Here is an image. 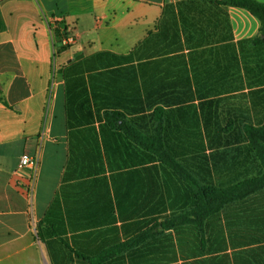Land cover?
Segmentation results:
<instances>
[{
	"label": "crops",
	"instance_id": "crops-1",
	"mask_svg": "<svg viewBox=\"0 0 264 264\" xmlns=\"http://www.w3.org/2000/svg\"><path fill=\"white\" fill-rule=\"evenodd\" d=\"M193 1L0 0V264H56L62 259L67 261L62 264H85V257L132 234L121 235L119 229L147 203L146 173L132 178L125 169L83 173L92 157L82 150L93 145L89 140L69 141L68 108L79 116L78 102H90L94 108V89L97 92L107 79L92 73L115 67L122 69L118 80L125 82L124 72L140 69L139 61H116L105 52L127 54L155 27L166 6ZM212 5L226 21L230 41L252 45L259 20L240 7ZM55 30L61 40L70 35L73 41L62 45ZM215 31L213 36L222 34L224 41L213 42V50L223 57L220 45L227 30L218 26ZM138 80L141 83L140 71ZM25 152L38 158L35 170L20 165ZM209 170L205 167L207 176ZM157 182L154 191L164 194L162 180ZM177 204L165 212L177 211ZM249 207L253 220L244 219ZM249 207L232 204L210 219L206 235L214 242L212 228L221 227L219 233L232 249V264H264L263 252L254 255L264 246V220L257 215L258 202L251 201ZM39 224L43 232L55 229L51 253L38 235ZM181 230L167 231L171 238L157 243L177 246L200 239L191 226ZM201 257L210 261L212 256Z\"/></svg>",
	"mask_w": 264,
	"mask_h": 264
},
{
	"label": "trees",
	"instance_id": "trees-1",
	"mask_svg": "<svg viewBox=\"0 0 264 264\" xmlns=\"http://www.w3.org/2000/svg\"><path fill=\"white\" fill-rule=\"evenodd\" d=\"M208 2L249 11L259 20L258 34L252 38L251 43L255 47L264 45V2ZM193 3L181 4L187 11H181L180 16L173 12L175 6H166L155 27L127 54L105 52L111 54L109 58H115L116 61H139L140 69L130 67L127 73L124 72L125 82L118 80L122 69L115 67L92 73L91 77L107 79L104 84L97 86V92L94 89V96L97 97V100L93 101L94 108L92 109L90 102H78L81 116L71 114L68 108L69 141L75 143L76 139L89 140L93 145L91 149L82 150L84 155L91 152L92 157V162L83 173L125 169L132 178L133 175L145 172L148 190L154 191L158 179H161L162 191L169 196V203L177 202L179 207L177 211L164 212L157 218H149L123 241H116L102 247L96 254L85 257V264H211L208 258L201 257L203 253L208 254L216 243L206 235L212 224L210 219L232 204L249 207V203L257 199L256 193L264 191V118L256 122L243 121L241 124L247 147L259 165L257 173L234 180L215 181L211 178V172L209 177L206 175L205 167L198 166L200 171L193 169L189 161L190 156H187L186 152H177L179 137L173 127L176 116L183 118L181 106L185 102H178L170 97L176 91L175 86L170 83L174 61L180 59L178 73L186 79L183 86L192 91L197 69H190L185 50L190 61L194 63L197 60V52L205 53L204 44L209 43L205 41L214 37L213 31L217 30L218 26L227 30L226 42L220 46L221 50H225L224 56H230V50L235 51L237 47L230 41L227 23L221 14L216 9L204 13L203 10H197ZM167 12H171V17L167 16ZM167 21L171 22L170 27H167ZM178 22H182L196 34H188L187 44L181 40V26ZM167 29L169 33L163 34ZM192 38L195 40L190 42ZM57 39L61 40L60 34ZM220 41L224 40L217 37L213 42ZM101 54L103 55V52L98 55ZM160 59L165 62L161 70L156 67ZM139 71L141 79H144L141 83H138ZM183 95L185 91L178 94L179 97ZM86 103L88 108L84 107ZM171 104L177 108L171 110ZM147 105H151L149 111ZM148 119L150 125L147 124ZM227 122L226 129L235 125L233 117H228ZM118 160L121 162L118 163ZM254 216L251 207L245 209L244 219L253 220ZM184 226L193 227L195 237L200 238L197 243L189 244L183 241L177 246L167 242L157 243L160 239L166 241L171 238L167 231L175 230L179 233ZM41 229L39 224L38 235L45 241L48 252L51 253V237L55 235V229L49 227L44 230L45 233ZM245 231L251 232L250 229ZM261 237L264 240V227ZM63 244L66 246L67 242ZM260 252L264 253V246H258L254 255ZM249 253L251 251L247 254ZM167 256L169 258L165 259ZM179 256L181 259H177ZM238 256L241 257V254ZM63 262L67 261L62 259L56 264ZM79 263L82 264L83 260ZM51 264H55V261Z\"/></svg>",
	"mask_w": 264,
	"mask_h": 264
},
{
	"label": "rangeland",
	"instance_id": "rangeland-1",
	"mask_svg": "<svg viewBox=\"0 0 264 264\" xmlns=\"http://www.w3.org/2000/svg\"><path fill=\"white\" fill-rule=\"evenodd\" d=\"M193 2L195 8L203 10L204 13H210L214 9V5L207 0ZM181 11L186 12L187 8L179 5L173 9L177 16L181 15ZM167 16L171 17V12H167ZM178 24L181 26L179 27L181 40L187 44L188 34L192 33L194 36L196 34L182 22ZM170 25L171 22L167 21V27ZM215 32L213 31V34ZM167 33L168 29L163 31V34ZM217 36H221V40L224 39L222 34ZM217 36L210 37L213 38L212 41L210 38L205 41L210 45L209 43L205 45V53L197 52V60L194 63L190 61L187 50L184 51L190 69H197L192 91L183 86L186 79L178 73L180 59L174 61L170 83L175 86L176 91L170 97L178 102H185L181 103L183 118L176 116L173 127L176 136L179 137L177 152H186L187 156H190L189 161L193 169L200 171L198 166L208 167L213 180L227 181L259 171L258 162L244 140L241 124L243 121L256 122L264 118V45L253 47L238 44L235 51L230 50V56L222 57V54L220 56L213 50L215 46L213 41ZM194 40L195 38H192L190 42ZM60 61L58 58L56 63ZM164 64L165 62L160 59L156 64L157 69L164 68ZM183 91L185 95L179 97L178 94ZM169 108L172 110L177 106L171 104ZM147 109L149 111L151 105H147ZM228 117L235 119V125L230 129H226ZM150 123L148 119L147 124ZM159 190H148L146 205L139 214H132L131 219H126L125 228L119 229L121 235L133 232L141 223L149 218L161 216L172 206L173 203H169V196ZM255 201L260 207L257 215L264 220V192L258 195ZM212 229L216 243L209 252L212 256L211 264H232L230 257L232 249L225 244L223 233H219L221 227L213 226Z\"/></svg>",
	"mask_w": 264,
	"mask_h": 264
},
{
	"label": "built area",
	"instance_id": "built-area-1",
	"mask_svg": "<svg viewBox=\"0 0 264 264\" xmlns=\"http://www.w3.org/2000/svg\"><path fill=\"white\" fill-rule=\"evenodd\" d=\"M72 41H73V37L67 35L65 38L61 40V44L68 45ZM20 165L27 166L28 168L35 170L38 165V158L36 156H31L29 153L25 152L21 156Z\"/></svg>",
	"mask_w": 264,
	"mask_h": 264
}]
</instances>
